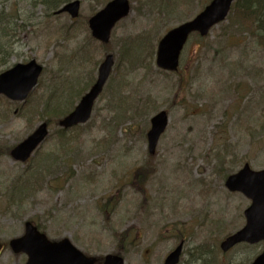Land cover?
Segmentation results:
<instances>
[{"label": "rangeland", "instance_id": "374dc122", "mask_svg": "<svg viewBox=\"0 0 264 264\" xmlns=\"http://www.w3.org/2000/svg\"><path fill=\"white\" fill-rule=\"evenodd\" d=\"M65 1L0 0V72L42 65L24 101L0 95V264L25 262L8 241L26 220L86 254L118 252L124 264H162L180 240L178 264L249 263L264 242L219 249L249 204L225 177L244 163L264 168V38L235 26L240 2L207 36L190 37L178 70L165 72L154 63L158 39L209 0H129L106 45L87 19L108 0H79L76 18L55 13ZM106 53L114 65L90 119L62 133L49 124L29 160L14 161L8 150L45 119L44 105L73 107ZM159 110L168 124L149 160L146 132ZM146 162L150 171L137 174Z\"/></svg>", "mask_w": 264, "mask_h": 264}, {"label": "water", "instance_id": "95a60500", "mask_svg": "<svg viewBox=\"0 0 264 264\" xmlns=\"http://www.w3.org/2000/svg\"><path fill=\"white\" fill-rule=\"evenodd\" d=\"M233 0H211L194 18L172 28L159 40L156 52V64L166 70H176L179 53L191 32L205 35L209 28L222 21ZM79 1L66 3L60 11L75 17L78 13ZM127 0H111L100 11L91 16L88 26L96 39L107 42L111 28L117 20L127 15ZM113 65L111 54L106 55L98 68L97 79L90 90L81 97L75 108L63 117L58 125L64 128L85 122L91 113L94 99L102 87ZM42 71V66L34 59L26 63H17L0 73V94L13 101L24 100L34 88ZM167 125V114L161 110L150 119L147 131V150L154 154L159 136ZM47 135V123H40L26 138L12 147L10 156L16 160L26 161L33 150ZM230 191H239L250 199V204L243 211L245 224L239 230L225 237L219 244L226 252L237 243L255 244L264 241V169L251 170L247 163L237 172L228 175L224 181ZM14 253L23 252L27 259L24 264H94L96 257L87 256L71 244L68 238L57 241L48 240L30 221L24 223L23 235L9 241ZM182 250L180 242L169 252L162 264H177ZM101 264H123L122 257L106 254ZM249 264H264V248Z\"/></svg>", "mask_w": 264, "mask_h": 264}, {"label": "trees", "instance_id": "16d2710c", "mask_svg": "<svg viewBox=\"0 0 264 264\" xmlns=\"http://www.w3.org/2000/svg\"><path fill=\"white\" fill-rule=\"evenodd\" d=\"M58 0H42L43 3L47 4L48 6L57 8L59 5L56 4ZM240 2V6H237L235 9L234 14V24L236 27L239 28H246L249 31L257 30L259 36L264 38V0H238ZM260 6V7H259ZM3 13L4 12H0ZM248 31V32H249ZM6 46V45H5ZM107 48V47H105ZM5 53L0 47V54ZM63 104L59 105V103L47 102L44 105L43 113L45 115V121L52 124L57 122V120L65 115L70 109L72 104ZM64 129L58 128V132H64ZM149 160L151 156L148 157ZM151 164L147 165V162L140 167V170L137 171V174L145 175V172L150 171ZM140 176V175H139ZM116 239L119 243L125 239L126 233L122 232L116 235ZM246 263V262H245ZM241 263V264H245Z\"/></svg>", "mask_w": 264, "mask_h": 264}, {"label": "flooded vegetation", "instance_id": "af4514ba", "mask_svg": "<svg viewBox=\"0 0 264 264\" xmlns=\"http://www.w3.org/2000/svg\"><path fill=\"white\" fill-rule=\"evenodd\" d=\"M2 248H0V250H1Z\"/></svg>", "mask_w": 264, "mask_h": 264}]
</instances>
